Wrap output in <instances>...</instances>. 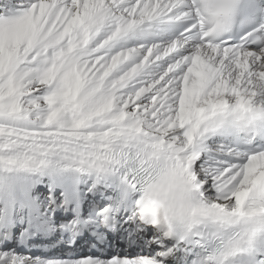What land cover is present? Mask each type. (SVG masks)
Instances as JSON below:
<instances>
[{"label":"snow or ice","instance_id":"obj_1","mask_svg":"<svg viewBox=\"0 0 264 264\" xmlns=\"http://www.w3.org/2000/svg\"><path fill=\"white\" fill-rule=\"evenodd\" d=\"M0 264H264V0H0Z\"/></svg>","mask_w":264,"mask_h":264},{"label":"bare ground","instance_id":"obj_2","mask_svg":"<svg viewBox=\"0 0 264 264\" xmlns=\"http://www.w3.org/2000/svg\"><path fill=\"white\" fill-rule=\"evenodd\" d=\"M80 243H81V245H84L86 242L85 241H81ZM84 250L86 251V249H84ZM65 251H67V249Z\"/></svg>","mask_w":264,"mask_h":264}]
</instances>
